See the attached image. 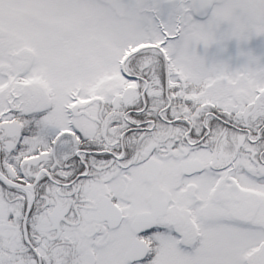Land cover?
Returning <instances> with one entry per match:
<instances>
[{"label":"snow or ice","instance_id":"6c2138e0","mask_svg":"<svg viewBox=\"0 0 264 264\" xmlns=\"http://www.w3.org/2000/svg\"><path fill=\"white\" fill-rule=\"evenodd\" d=\"M264 0H0V264H264Z\"/></svg>","mask_w":264,"mask_h":264},{"label":"flooded vegetation","instance_id":"af4514ba","mask_svg":"<svg viewBox=\"0 0 264 264\" xmlns=\"http://www.w3.org/2000/svg\"><path fill=\"white\" fill-rule=\"evenodd\" d=\"M251 52L258 57H264V37H253L246 43L238 44L237 41L232 40L226 43L225 50L221 53H217L215 48L209 50V56H219L223 59H230L233 63H236L239 59L240 51Z\"/></svg>","mask_w":264,"mask_h":264}]
</instances>
